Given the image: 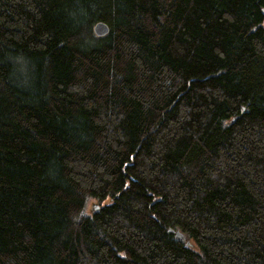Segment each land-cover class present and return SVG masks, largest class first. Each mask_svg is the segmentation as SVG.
Returning a JSON list of instances; mask_svg holds the SVG:
<instances>
[{
    "label": "trees",
    "instance_id": "obj_1",
    "mask_svg": "<svg viewBox=\"0 0 264 264\" xmlns=\"http://www.w3.org/2000/svg\"><path fill=\"white\" fill-rule=\"evenodd\" d=\"M0 264H264V0H0Z\"/></svg>",
    "mask_w": 264,
    "mask_h": 264
},
{
    "label": "water",
    "instance_id": "obj_2",
    "mask_svg": "<svg viewBox=\"0 0 264 264\" xmlns=\"http://www.w3.org/2000/svg\"><path fill=\"white\" fill-rule=\"evenodd\" d=\"M94 31L98 36H102L108 32V27L106 24L99 22L94 26Z\"/></svg>",
    "mask_w": 264,
    "mask_h": 264
},
{
    "label": "rangeland",
    "instance_id": "obj_3",
    "mask_svg": "<svg viewBox=\"0 0 264 264\" xmlns=\"http://www.w3.org/2000/svg\"><path fill=\"white\" fill-rule=\"evenodd\" d=\"M94 201V200H93Z\"/></svg>",
    "mask_w": 264,
    "mask_h": 264
}]
</instances>
